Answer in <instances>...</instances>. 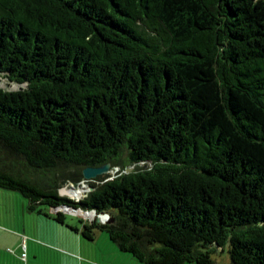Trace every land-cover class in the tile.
I'll return each mask as SVG.
<instances>
[{"label": "trees", "instance_id": "trees-1", "mask_svg": "<svg viewBox=\"0 0 264 264\" xmlns=\"http://www.w3.org/2000/svg\"><path fill=\"white\" fill-rule=\"evenodd\" d=\"M0 187L145 264H264V0H0Z\"/></svg>", "mask_w": 264, "mask_h": 264}, {"label": "rangeland", "instance_id": "rangeland-1", "mask_svg": "<svg viewBox=\"0 0 264 264\" xmlns=\"http://www.w3.org/2000/svg\"><path fill=\"white\" fill-rule=\"evenodd\" d=\"M100 173H111L110 167ZM69 185V180H65L60 187ZM88 189L89 186L82 187L81 193ZM41 207L42 211L51 212L48 207ZM63 214V220L57 221L50 214L28 208L27 200L18 191L0 187V264H78L76 261L81 264H145L129 252L120 251L104 230L95 229L91 239L83 237L70 227H78L81 216L67 211ZM76 236L83 241L85 252L74 251L78 257L70 259L67 254L74 253L68 246L74 244ZM21 242L25 246L23 258L19 256ZM209 256L212 264H227V244L222 249L215 247Z\"/></svg>", "mask_w": 264, "mask_h": 264}, {"label": "built area", "instance_id": "built-area-1", "mask_svg": "<svg viewBox=\"0 0 264 264\" xmlns=\"http://www.w3.org/2000/svg\"><path fill=\"white\" fill-rule=\"evenodd\" d=\"M116 170H117V166H116V165L110 167V172H111V173H109V174L113 175V174L115 173ZM86 180H87V178H82V179H80V180L77 182V184H80L82 187L87 186V184H86ZM70 185H72V183H70ZM72 186H74V185H72ZM83 189H84V188H83ZM85 189H86V188H85ZM82 195H84V193H80V195H78L77 197L70 196V198L73 197V198H72L73 200H77V199H79ZM49 210H50L51 212H55V211H61V212H65V211H67V212H70V211H72V212H74V214L80 215V216H81V219L89 218L88 216L84 215V214L82 213V211H83V212H88V211L90 212V211H91V213H92V218H93L94 216H96V218H98L97 220H99V221H101V222L107 220V218H108V213L105 212V211L95 213L93 209H83V208H81V207H79V206H77V207H75V208L73 209V208H71V206L66 205V204H62V203H61V204H57V205L52 206V207H49ZM20 246H21V250H20V252H19V256H20L21 258H23L24 255H25V246H24V243L21 242Z\"/></svg>", "mask_w": 264, "mask_h": 264}, {"label": "water", "instance_id": "water-1", "mask_svg": "<svg viewBox=\"0 0 264 264\" xmlns=\"http://www.w3.org/2000/svg\"><path fill=\"white\" fill-rule=\"evenodd\" d=\"M108 166H109L108 162H105V163H102L99 165H87V166L82 167L81 173H82L83 178L93 177L95 174L100 173L102 171H105ZM127 170H129V167H127ZM76 186H81V185L76 184L75 186L69 185L67 187L61 186V187H59V192L62 194H66L68 197H70V196H72V194L69 190L73 189ZM71 208L74 209L75 207L71 206ZM70 212L74 213L72 211H70ZM96 219H98V218H96Z\"/></svg>", "mask_w": 264, "mask_h": 264}, {"label": "crops", "instance_id": "crops-1", "mask_svg": "<svg viewBox=\"0 0 264 264\" xmlns=\"http://www.w3.org/2000/svg\"><path fill=\"white\" fill-rule=\"evenodd\" d=\"M75 232H78L79 233V230L77 229V230H75ZM80 234V233H79ZM81 235V234H80ZM26 247H28V245H26ZM68 247H72V248H68V249H71V251L70 250H68V251H70L71 253H74V251L75 252H77V251H83V252H85V245H84V243H83V241L79 238V237H75V239H74V244H71V245H69ZM21 250V249H20ZM49 250H53V249H51V248H49ZM54 251V250H53ZM67 256H68V258H70V259H72V258H74V256L76 257L77 256V254L76 253H74V254H67ZM78 257V256H77ZM76 260V259H75ZM78 264H81L80 262H78V261H76Z\"/></svg>", "mask_w": 264, "mask_h": 264}, {"label": "bare ground", "instance_id": "bare-ground-1", "mask_svg": "<svg viewBox=\"0 0 264 264\" xmlns=\"http://www.w3.org/2000/svg\"><path fill=\"white\" fill-rule=\"evenodd\" d=\"M70 183V182H69ZM66 185V184H65ZM70 192H71V194H72V196L73 197H77L78 195H80V193H81V191H82V187L81 186H76V187H74L73 189H70L69 190ZM89 212V211H88ZM82 213L85 215V213H87V212H83L82 211ZM90 213H91V211H90Z\"/></svg>", "mask_w": 264, "mask_h": 264}]
</instances>
